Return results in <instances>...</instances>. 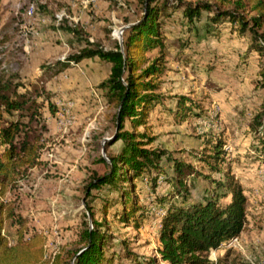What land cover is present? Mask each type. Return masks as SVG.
<instances>
[{
    "label": "trees",
    "instance_id": "1",
    "mask_svg": "<svg viewBox=\"0 0 264 264\" xmlns=\"http://www.w3.org/2000/svg\"><path fill=\"white\" fill-rule=\"evenodd\" d=\"M215 1L218 6L207 22V34L213 32L212 27L217 31L222 25L229 26L230 33L246 43L248 54L254 53L261 59L253 87L264 89V0ZM140 3L141 16L127 23L121 46L115 42L108 49L101 42H90L89 34L79 24L62 20L58 30L68 37L67 44L75 54L43 66L45 73L54 76L66 71L71 63L85 59L97 58L110 64L108 78L99 84L107 106L114 110L111 116L113 133L102 145L108 162L103 157L98 158L97 163L105 170L102 174L91 173L84 195L87 198L92 191L110 193L117 190L120 210L116 211V219L138 230L146 222L148 211L139 203L134 181L141 182L148 177L151 203L161 209L156 256L139 261L140 257L123 242V259L130 258L134 264H227L232 251L225 245L239 238L245 227L247 199L244 187L227 166L228 156L222 150L224 134L209 131L204 136L201 154L194 158L196 167L163 149L153 148L156 136L152 134L153 124H150L152 114L159 117L158 107L164 112V118L169 115L177 124L190 119L210 120L209 111L205 112L194 100L184 96H178L172 108L162 106L165 98L160 92V78L169 68L159 31L167 10L183 7L182 16L188 25L187 35H190L196 30L203 11L210 13L212 8L206 3L192 5L181 0H141ZM108 35L109 31L106 32ZM3 43L0 40V264H43L45 238L34 227L27 228V220L16 211L11 195L33 169L43 165L41 150L48 140V130L41 110L45 102L49 109L54 105L43 89L28 88L19 74L2 69ZM156 50L158 54L148 56ZM180 53L179 57L185 58V63L190 65L193 59ZM194 59H197V69L203 68L202 58L196 56ZM263 102L250 126L258 134L257 152L261 155L264 154ZM117 142L121 146L108 154L109 147ZM213 174H218L219 179L212 178ZM159 177L167 186L162 192L157 191ZM199 182L206 186L195 197L192 191ZM123 185L130 187L128 191ZM84 206L91 226L87 224L82 230V245L68 252L65 263L113 264L120 257L119 251L105 254L104 248L110 239L102 230L106 226L95 220L91 203L85 201ZM102 210L106 214L107 206L104 205ZM7 222L14 229L12 237L5 233ZM221 247H225L223 257L212 260L210 253ZM58 261L62 264L61 257L56 256L52 264H58Z\"/></svg>",
    "mask_w": 264,
    "mask_h": 264
},
{
    "label": "rangeland",
    "instance_id": "2",
    "mask_svg": "<svg viewBox=\"0 0 264 264\" xmlns=\"http://www.w3.org/2000/svg\"><path fill=\"white\" fill-rule=\"evenodd\" d=\"M140 1L1 0L0 40L4 41L1 49L2 69L19 74L29 60V56L36 50L37 41L47 42L53 47L59 46V49L50 51V56L45 60L49 64L75 54V50L67 44L68 37L58 30L62 20L72 24H79L80 20L83 24H88L84 25L86 28L93 25L95 29L89 39L92 42H101L106 49L111 48L115 42H118L114 32L118 35V30L126 28L128 22L135 21L141 16ZM181 1L192 5L206 3L212 10L210 13L203 11L200 22L196 23L197 26L194 25L196 30L190 35H187L188 25L182 16L183 7L175 11L167 10V15L162 17L159 40L164 44L163 53L169 68V75L164 74L160 78L162 82L160 92L165 98L162 106L166 109L172 108L176 98L184 96L194 100L195 104L205 109V112L209 111L210 120L202 122L190 119L177 124L169 115H166L169 120L164 118V112L158 107L159 117L154 118L156 125L155 131H152V134H156L154 135L156 140L152 147L163 149L174 157L183 158L198 167L194 158L201 154L205 145L203 141L206 140L204 136L209 131L223 133L225 141L222 150L228 156L227 166L245 190L247 225L253 204L264 205V154H258L256 141L258 134L250 128L253 124L252 118L260 111V102L264 101V89L257 90L253 87L254 76L261 59H258L254 53L248 54L246 43L233 36L227 25L220 26L217 31L212 27L213 32L207 34V22L214 8L218 6L215 0ZM30 5L34 7V15L26 18L25 12ZM20 26L29 30L28 37L21 32ZM107 31H109L108 36H106ZM180 52L193 59L190 65L185 63V58L179 57ZM152 54H158V50L149 53L148 56ZM246 54L249 56L248 60L245 59ZM194 56L202 58L203 68L197 69L198 64L196 66L195 63L197 59H194ZM76 66L77 64L70 65L68 69H77ZM67 78L69 75H60V84ZM44 81H47L46 78L41 77L36 79L35 83H24L28 88L36 86L45 90L47 87L42 85ZM55 82L59 84V81L55 80ZM95 94L97 96L92 92L98 112L107 111L106 123H100V126L77 125L79 112L72 111L70 106L73 102L72 97L68 99V96L65 98L60 96L58 105L60 111L56 117L60 138H53L48 146L42 148L44 165L31 171L28 178L21 181L19 188L11 195V199L16 203V211L27 220V228L34 227L45 238L43 264H52L56 256L61 257L62 264H66L68 252L82 245L80 234L87 224L91 226L85 213V201L93 205L95 220L105 224L106 227L102 230L110 236L104 248L105 254L119 251L120 257H117L113 264H134L130 258L123 259V242L140 259L156 256L157 228L161 209L151 203L152 195L146 181L148 177L141 182L134 181L139 203L148 211L146 222L138 230L131 224L125 225L118 218L116 219V211L120 210L117 190L110 193L105 190L100 193L92 191L89 197L85 198L84 189L91 173L102 174L105 170L97 160L99 157L106 159L105 154L102 155V141L110 138L114 129L111 124L114 110L106 106L104 97L98 92ZM66 109L69 115L75 117V123L68 124L64 132L65 128L60 124V116ZM41 112L42 115L47 114V105H44ZM43 118L49 131L51 123H46V117ZM82 118L88 122L90 116ZM81 137L82 141H80ZM120 146L121 143L117 142L109 147L108 154ZM85 147H89L93 155L86 158L84 154L80 155ZM88 165H94L93 169ZM223 168L226 166L223 165ZM206 170L200 171L206 172ZM219 177L218 174L212 175L216 180ZM123 186L127 191L130 188L127 185ZM156 186L159 192L167 188L164 179L160 177ZM205 186L204 182L195 183L192 194L198 196ZM104 205L107 206L106 214L102 210ZM261 208L264 211V207ZM5 233L10 237L14 235V229L9 222L5 227ZM239 242L240 247L230 248L232 252L227 264H264V245L258 235L251 237L246 233L245 238L241 237ZM224 251L225 247H221L214 252L215 258L223 257ZM139 261L143 262V259Z\"/></svg>",
    "mask_w": 264,
    "mask_h": 264
},
{
    "label": "crops",
    "instance_id": "3",
    "mask_svg": "<svg viewBox=\"0 0 264 264\" xmlns=\"http://www.w3.org/2000/svg\"><path fill=\"white\" fill-rule=\"evenodd\" d=\"M78 23L81 27L84 28V30L89 34V36L92 37V32L95 29L94 26L92 25L86 28L88 24H83V22L80 20ZM35 47L36 50L29 56V60L26 62L22 70L19 71V74L23 82L35 83V80L38 78L40 79L41 77L46 78L47 80L46 82L44 81L42 85L47 87L45 88L44 91L45 92L47 91L46 93H48L51 96L50 102L54 106L51 109H49L47 106V114L46 113L43 114V117H46V123L49 122L51 123L50 126L51 129L47 132L46 137L48 140L45 143V146H48V144L51 141H53L52 140L53 138L55 137L60 138V129L56 124V117L58 112L60 111V108L58 106L60 102V96L64 98L65 96L66 97L68 96L69 97L68 99H71L70 97H72L73 102L70 104L72 111L79 112L77 115L79 117L77 125L86 124V126L88 125L92 126V124H94L95 126H100V123H106L105 121L107 117L106 116L107 111L103 110L102 113L98 112V107L95 104L96 101L92 95V92L93 91L98 92L101 95V97H103L102 96L103 91L99 88V84L108 78L110 74V64L100 61L97 58L85 59L77 63L76 66L77 69L70 68L67 69L64 73L61 74L59 73L58 75L49 76V73L44 72L42 66L49 64L48 62H45V60L50 56V51L56 48L59 49V46L55 45L53 47L47 42L37 41L35 43ZM65 74L69 75V78L65 79L63 83L60 84V75H65ZM165 74L169 75L168 71ZM55 80L59 81V84H55L56 83ZM46 105L47 104L45 102V106ZM86 116L88 117L90 116L88 120L89 123L85 120H82L83 119L82 117H86ZM154 118H156V116L152 114L150 118V124L151 125L153 124V127L154 124L156 125ZM65 131L66 128L64 129V132ZM152 131H155V128H153ZM80 141H82V137L80 138ZM83 154L85 156L84 158H86V157H90L92 152H90L89 147H85L84 151L80 153V155ZM65 157L66 155H64V158ZM40 159L41 161H43L42 155ZM88 166L92 168L94 165H88ZM32 171H34V169ZM250 187H254V185H250ZM262 206L264 207V205L260 206L257 203L253 204V206L251 207L252 208L251 214H249V216H251L249 219V223L247 225L245 224V227L242 233L240 234V238L241 237L245 238L246 233L250 234L251 237H257L258 235L261 238V243L264 245V214H262V212L264 211H262L261 208ZM246 210L248 209L246 208ZM245 228L247 229L245 230ZM240 238H238V240ZM256 240L258 241L257 238Z\"/></svg>",
    "mask_w": 264,
    "mask_h": 264
},
{
    "label": "built area",
    "instance_id": "4",
    "mask_svg": "<svg viewBox=\"0 0 264 264\" xmlns=\"http://www.w3.org/2000/svg\"><path fill=\"white\" fill-rule=\"evenodd\" d=\"M33 15H34V7L32 5H30L25 12V17L31 18V17H33ZM20 28H21V32L24 34V36L28 37L29 36V30L25 27H22V26H20ZM117 32H118V35H116V32H114V37L116 39H119L120 30H118ZM89 41L92 42V40H90V39H89ZM71 65H75V63H71ZM93 92H94V95L97 96V94H95L96 92L95 91H93ZM69 114H70L69 111L66 109L65 112L63 114H61V116H60V118H61L60 124L62 125L63 128H65L68 124L75 123V117L71 116ZM225 247H227V248H238V247H240V242H239L238 238L233 239V240L229 241L225 245ZM210 258L212 260H215V254L213 251L210 253Z\"/></svg>",
    "mask_w": 264,
    "mask_h": 264
},
{
    "label": "water",
    "instance_id": "5",
    "mask_svg": "<svg viewBox=\"0 0 264 264\" xmlns=\"http://www.w3.org/2000/svg\"><path fill=\"white\" fill-rule=\"evenodd\" d=\"M124 29H125V28H122V29L120 30V35H119V39H118V43H119L120 46H121V42H122L121 34H122V32H123ZM105 141H107V139H104V140L102 141V145H103V143H104ZM102 155H104V151H103V149H102Z\"/></svg>",
    "mask_w": 264,
    "mask_h": 264
}]
</instances>
